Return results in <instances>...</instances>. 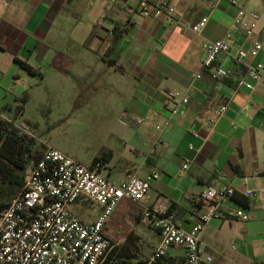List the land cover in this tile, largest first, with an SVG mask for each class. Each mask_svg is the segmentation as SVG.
Listing matches in <instances>:
<instances>
[{
    "label": "crops",
    "instance_id": "crops-1",
    "mask_svg": "<svg viewBox=\"0 0 264 264\" xmlns=\"http://www.w3.org/2000/svg\"><path fill=\"white\" fill-rule=\"evenodd\" d=\"M77 1H84L86 7L75 17L69 8ZM161 1L165 0H150L153 4ZM167 1L176 8L169 18L145 17L138 3L127 7L123 0H10L9 6L0 0V111L4 106L16 109L18 101L28 94L25 85L47 86L48 80L53 83L64 76L81 86L82 74L74 66L81 64L91 70L88 53L92 52L102 64L101 74L129 79L130 83L128 107L112 122L114 141L94 159L110 155L104 170L110 180L130 174L140 178L152 172L160 174L140 203L122 200L109 219L104 233L114 240L119 253L134 254L136 259L147 257L152 246L160 242V232L145 223V209L166 200L174 222L190 231L198 221L196 201L202 191L232 185L248 206L233 198L222 203L221 218L209 223L201 235L204 253L212 258L206 264H264V83L248 90L243 82L252 80L246 66L228 56H221L215 66L231 69L237 79L240 76L234 86L233 82L219 86L202 65L203 45L225 39L238 9L225 1ZM241 5L247 13L261 14L258 32L246 40L244 31L238 29L228 43L235 53L240 46L249 50L255 40H262L258 57L247 62L264 65V0H242ZM93 8L103 16V22L110 23L107 28L99 25L107 33L114 23L126 24L123 40L109 56L111 37L102 47L85 43L96 25L82 26V21ZM203 17H209V22L197 35L189 26ZM68 24L78 34L69 36L73 44H65ZM16 60L27 63L37 74H29ZM113 89L122 94L123 90ZM168 91L184 93L188 104L175 111V104L168 102ZM224 105L227 111L216 117ZM137 118L144 122L138 125ZM186 162L190 168L180 176ZM246 190L256 196L246 197ZM72 210L88 223L95 222L102 211L85 199L77 201ZM239 210L249 215L248 221L236 216ZM169 258L182 262L185 252L171 249ZM136 259H127L128 264Z\"/></svg>",
    "mask_w": 264,
    "mask_h": 264
},
{
    "label": "built area",
    "instance_id": "built-area-1",
    "mask_svg": "<svg viewBox=\"0 0 264 264\" xmlns=\"http://www.w3.org/2000/svg\"><path fill=\"white\" fill-rule=\"evenodd\" d=\"M10 5V0H4ZM125 6L136 2L145 17L167 18L175 14V6L165 0L153 4L150 0H123ZM222 1L237 7L238 11L233 28L225 39L208 41L203 45L202 65L211 71L212 78L219 86L233 76L231 69L215 66L221 56H228L236 63L246 66L252 82H243L254 91L257 85L264 83V65L248 63L255 59L263 49V41L258 39L249 50L243 46L232 52L228 41L242 29L246 40L254 37L259 29L261 14L247 13L241 5L242 0ZM209 22L203 17L189 26L197 35H201ZM201 79V75L197 76ZM169 103L175 104V111L188 104L187 96L179 91H168ZM228 106L216 111V117H222ZM144 122L137 118L138 125ZM108 162L86 166L66 153L54 147H48L38 158L33 159L25 172L24 186L21 192L0 210V264H102L115 248L114 240L104 229L120 202L128 199L140 203L151 189L152 181L160 179L157 172L146 178L130 174L125 179L110 180L104 170ZM190 168L186 162L179 171L184 176ZM237 194L232 185L208 187L197 198V223L190 231L181 229L173 220L168 201L163 200L154 208L145 209L143 218L149 227L160 232L161 240L153 245L149 256H139L134 264H206L212 262L201 244L204 229L213 220L220 219L222 203ZM244 195L256 196L252 190ZM89 200L101 207L102 211L95 222L88 223L77 216L72 206L79 200ZM243 221L249 215L243 210L236 212ZM171 249L183 250L185 259L173 262L169 258Z\"/></svg>",
    "mask_w": 264,
    "mask_h": 264
},
{
    "label": "rangeland",
    "instance_id": "rangeland-1",
    "mask_svg": "<svg viewBox=\"0 0 264 264\" xmlns=\"http://www.w3.org/2000/svg\"><path fill=\"white\" fill-rule=\"evenodd\" d=\"M75 3L69 8V14L78 17L84 13L86 5L83 4L84 1ZM95 8L83 17L82 26L89 23L96 25L93 36L85 43L90 47L92 44L102 47L109 43L111 35L99 25L107 28L110 23L103 22V16ZM66 28L65 44H73L68 38L78 34L73 25L68 24ZM88 54L91 70L83 68L81 64L74 66L76 72L82 74L81 86L75 80L64 76L53 83L48 80L47 86L25 85L28 91L27 102L19 100L15 110L5 111L0 115L2 120L14 125L19 136L37 142L34 151L36 156L48 147H54L87 166L95 157L101 155L105 145L114 141L110 132L111 126L128 107L129 79L117 80L118 78L110 74H101L102 64L95 60L96 56L92 52ZM113 88L123 90L122 94ZM22 106L25 107V113Z\"/></svg>",
    "mask_w": 264,
    "mask_h": 264
},
{
    "label": "trees",
    "instance_id": "trees-1",
    "mask_svg": "<svg viewBox=\"0 0 264 264\" xmlns=\"http://www.w3.org/2000/svg\"><path fill=\"white\" fill-rule=\"evenodd\" d=\"M114 23V22H113ZM126 24L120 26L114 23L111 35V44L109 46L106 56L113 54L121 41L124 38ZM2 48L0 47V50ZM107 60V58H106ZM22 68H24L29 74L36 75V71L27 63L20 60H16ZM108 62L112 65L115 64L114 60L109 59ZM237 73V72H236ZM236 74H234L235 76ZM240 77V76H239ZM235 77L228 78L224 80V83L233 82V86L239 81ZM21 101L23 103L27 102V95H25ZM25 106V105H24ZM24 106L21 107L22 111ZM11 112L12 109L9 106H4L0 111V115L4 112ZM37 142L35 140H27L25 137L19 136L14 125L1 119L0 116V210H2L6 205L13 200L23 189L24 186V176L28 169L31 161L38 158L34 154ZM109 154L104 153L101 157L94 159L91 166L96 163L108 162ZM109 163V162H108ZM233 199L239 201L244 206H248L247 200H241V198L236 194ZM123 256L119 253V248H115L109 253L106 260L102 264H128V261L136 259V256ZM133 262V261H132Z\"/></svg>",
    "mask_w": 264,
    "mask_h": 264
}]
</instances>
